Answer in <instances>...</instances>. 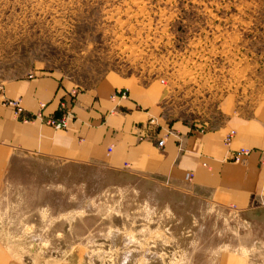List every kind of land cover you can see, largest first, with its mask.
<instances>
[{
    "label": "rangeland",
    "instance_id": "1",
    "mask_svg": "<svg viewBox=\"0 0 264 264\" xmlns=\"http://www.w3.org/2000/svg\"><path fill=\"white\" fill-rule=\"evenodd\" d=\"M40 68L77 88L163 79L164 118L194 124L264 93V0H0V82ZM2 176L13 260L141 264L146 247L168 264H264V199L237 209L186 181L23 152Z\"/></svg>",
    "mask_w": 264,
    "mask_h": 264
},
{
    "label": "crops",
    "instance_id": "2",
    "mask_svg": "<svg viewBox=\"0 0 264 264\" xmlns=\"http://www.w3.org/2000/svg\"><path fill=\"white\" fill-rule=\"evenodd\" d=\"M0 84L4 97L20 98L28 113L40 111L45 119L55 116L62 100L73 111L65 128L55 129L39 119L23 123L0 94V180L13 155L23 152L55 159H92L115 169L128 164L135 172L189 182L215 203L237 209L264 199L262 92L256 96L247 90L241 95L228 94L216 103L210 118L193 124L164 118L167 92L158 79L134 80L128 85L103 79L77 88L72 97L69 92L76 86L72 80L41 68ZM122 88H126L124 97L118 93ZM230 128L234 134L227 148L223 136ZM139 131L146 137L139 139ZM162 137L165 142L160 148L157 141ZM240 148L250 153L233 161L231 150ZM141 253V264H168L146 247ZM188 258L190 263L191 255ZM0 264L25 263L11 259L0 243ZM218 264H231L228 254H221Z\"/></svg>",
    "mask_w": 264,
    "mask_h": 264
},
{
    "label": "built area",
    "instance_id": "3",
    "mask_svg": "<svg viewBox=\"0 0 264 264\" xmlns=\"http://www.w3.org/2000/svg\"><path fill=\"white\" fill-rule=\"evenodd\" d=\"M164 82L163 79H161V83ZM1 86V84H0ZM77 92V87L75 86L72 91L69 92V96H73L75 93ZM119 94H121V96H126V88H122L121 90H119L118 92ZM1 94V98L2 101L4 102V104L8 105V106H12L13 107V115L16 119H20L23 123L32 121L34 119H39L41 122H45L49 125H51L53 128L57 129V128H65L67 126L68 120L70 119V117L73 114V111H71V106L69 107V102L66 100H62L60 101L58 108H57V115L55 116H51L48 117L47 119L44 118L43 113L40 111L33 113H28L25 111L24 107L22 106L21 103V99L17 98V99H13V98H6L3 95V92L0 91ZM113 98V96H112ZM44 106V103L40 104V108ZM154 120V118L149 119V123H151ZM140 126H136V128H139ZM143 127L139 128V130H142ZM233 134H234V129L230 128L225 134H224V138H223V143L224 145L229 148L230 143L233 139ZM146 137L143 133H141L140 131L138 132V138L142 139ZM165 139L164 137L159 138L157 141V145L160 148H163ZM250 150L248 148H240V149H233L231 150L232 154H231V159L233 161H240L243 158H245L246 155H248L250 152ZM261 162L264 164V154L261 157ZM126 167H128V164H126ZM189 175H187V177H189Z\"/></svg>",
    "mask_w": 264,
    "mask_h": 264
}]
</instances>
